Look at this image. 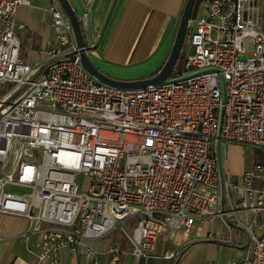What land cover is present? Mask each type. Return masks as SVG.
<instances>
[{
	"label": "built area",
	"instance_id": "built-area-1",
	"mask_svg": "<svg viewBox=\"0 0 264 264\" xmlns=\"http://www.w3.org/2000/svg\"><path fill=\"white\" fill-rule=\"evenodd\" d=\"M29 2L0 0V82L19 92L0 98V213L26 218L18 236L36 250L35 264H59L62 247L100 264L91 240L115 228L133 257L172 264L177 251L150 253L157 237L214 217L229 235H245L231 264H264V164L237 181L221 161L230 143L264 147L260 0H206L193 19L187 73L138 88L106 84L82 66L59 0L47 6L53 58L35 76L15 31ZM105 251L108 264H123L118 243Z\"/></svg>",
	"mask_w": 264,
	"mask_h": 264
},
{
	"label": "crops",
	"instance_id": "crops-1",
	"mask_svg": "<svg viewBox=\"0 0 264 264\" xmlns=\"http://www.w3.org/2000/svg\"><path fill=\"white\" fill-rule=\"evenodd\" d=\"M49 1L30 0L29 3L21 5L16 13L18 21L22 23V27L15 28L19 38V56L34 68L35 76L41 73L53 58L47 52L48 47L57 44L47 11ZM70 2L79 13L85 44L90 47L87 53L92 62L110 77L133 80L153 75L164 63L173 43L185 0H70ZM260 3L264 27V0H260ZM2 84L9 88L0 89V98L16 92L13 91V85H9L11 83ZM252 152L253 150L251 163L244 165L241 172L254 164ZM261 153L264 154L263 147ZM222 164L224 166V163ZM26 224L27 220L23 216L0 213L2 236L0 264L36 263V250H29L25 241L18 236ZM161 235L157 237L154 248L150 251L154 255L162 254L157 252ZM220 238L223 241L220 243L225 244L221 247L216 246L217 254L215 252L211 255L209 261L205 259L213 246L211 241L215 239H208L205 236L203 239H206V243L197 242L205 250L201 260L200 254L198 255L200 263L197 264H231L233 258L243 254L245 235L242 230L233 228L228 238ZM96 240H91V244L102 251L100 264H108V254L105 251L108 243L100 244ZM114 242L119 244V241ZM184 254L181 255L178 264ZM58 259L59 264H83L85 257L62 247ZM120 262L171 264L170 259L159 256L137 259L125 250H122ZM42 264L49 263L45 261Z\"/></svg>",
	"mask_w": 264,
	"mask_h": 264
},
{
	"label": "rangeland",
	"instance_id": "rangeland-1",
	"mask_svg": "<svg viewBox=\"0 0 264 264\" xmlns=\"http://www.w3.org/2000/svg\"><path fill=\"white\" fill-rule=\"evenodd\" d=\"M205 2L206 0H195L194 2L191 19L188 24L186 35L184 38V43L181 47V51L174 65V68L172 72L170 73V75L168 76V78L173 77L178 74L184 75L187 73V71H185L183 66H184V60L187 55V52L191 51V45L189 43V36L193 28V19L198 17L200 14H202L205 11ZM9 85H12V84H9ZM4 88L7 89L9 88V86H6V84L0 83V89H4ZM18 93L19 92H15L13 95H11L9 100L13 96L17 95ZM251 150H255L257 154L262 155L261 154L262 147L244 145L241 143L228 144L224 152L221 149V161L222 163H224L226 172L228 173L229 176L236 178L237 181L241 180V177H242L241 171L243 169V166L251 163ZM81 178H82V175H79L78 179L80 180ZM83 181H85L84 178H83ZM132 221H133V218H129L124 223L125 228L128 231L131 229L130 227L132 226ZM226 229H228L227 223L221 217H214L212 219H207L201 223L195 222L190 228L189 232H184L181 230H175L171 228L168 231H165L159 237L157 252L163 253L165 250L166 251L172 250V251L179 252L178 251L179 248L184 243L189 242L191 243L190 245L191 247H189V249L185 251V254L183 255L179 264H197V263H200L199 259L197 258L198 255L200 254V260H201V255H203V252L205 253V250H203V246L201 244H197V242L206 243V240H204L203 237H205L209 232H214L217 237L228 238L229 231ZM196 239H199V240L196 241ZM234 240H235V234H233V237H232V241ZM96 241H99L98 243L100 244H105V243L109 244L114 241H119V246L121 250H125L128 252H130L131 250V246L128 244V240L125 234L120 230V228H115L112 232L107 233L103 238L97 239ZM211 244L214 247L212 246L209 250L210 257L208 256L207 259H205L208 261L211 259V255L215 254L216 246L221 247L225 243H220L217 240H213L211 241Z\"/></svg>",
	"mask_w": 264,
	"mask_h": 264
},
{
	"label": "water",
	"instance_id": "water-1",
	"mask_svg": "<svg viewBox=\"0 0 264 264\" xmlns=\"http://www.w3.org/2000/svg\"><path fill=\"white\" fill-rule=\"evenodd\" d=\"M72 28L74 40L77 45L79 61L82 66L99 81L106 84L120 87V88H138L143 87L148 84H157L165 81L170 73L172 72L174 65L179 57L181 47L184 43V38L186 35V30L191 19V14L193 10V5L195 0H185L182 12L179 18V22L175 31L173 43L171 45L168 56L166 57L164 63L159 68V70L145 78L133 79V80H123L116 79L106 75L104 72L99 70L97 66L90 59L87 51L90 49L88 45L85 44L80 20L73 8L70 0H59Z\"/></svg>",
	"mask_w": 264,
	"mask_h": 264
},
{
	"label": "trees",
	"instance_id": "trees-1",
	"mask_svg": "<svg viewBox=\"0 0 264 264\" xmlns=\"http://www.w3.org/2000/svg\"><path fill=\"white\" fill-rule=\"evenodd\" d=\"M76 14H77V16H78V18H79V20H80L79 13H78L77 11H76ZM80 24H81V22H80ZM156 72H157V71H156ZM156 72H155V73H156ZM155 73H154V74H155ZM261 154H262V153H261ZM252 156H253V161H254V163L259 162V163L264 164V154L259 155V154H257V152H256L255 150H253V152H252ZM204 240H206V239H204ZM217 241H219V242H223V241H221V240H217ZM190 245H191V243L186 242L185 244H183V245L179 248V250H178L179 252H178V254H177V260H176L173 264H178V261H179L181 255L185 253V251L189 248Z\"/></svg>",
	"mask_w": 264,
	"mask_h": 264
}]
</instances>
